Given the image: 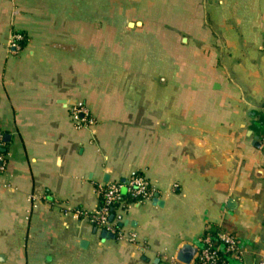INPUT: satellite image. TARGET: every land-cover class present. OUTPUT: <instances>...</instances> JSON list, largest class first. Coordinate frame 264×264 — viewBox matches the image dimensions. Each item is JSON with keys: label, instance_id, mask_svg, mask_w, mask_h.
Instances as JSON below:
<instances>
[{"label": "crops", "instance_id": "0c3cea01", "mask_svg": "<svg viewBox=\"0 0 264 264\" xmlns=\"http://www.w3.org/2000/svg\"><path fill=\"white\" fill-rule=\"evenodd\" d=\"M0 131V264H194L219 231L259 264L264 0H0ZM134 173L123 237L75 213Z\"/></svg>", "mask_w": 264, "mask_h": 264}, {"label": "built area", "instance_id": "2783aa9c", "mask_svg": "<svg viewBox=\"0 0 264 264\" xmlns=\"http://www.w3.org/2000/svg\"><path fill=\"white\" fill-rule=\"evenodd\" d=\"M23 35L14 33L12 43L16 46L23 40ZM73 119L78 126L94 124V118L89 115L87 108H74ZM0 131V144L3 142ZM264 147V134L261 138ZM7 155L0 149V173L7 168ZM100 205L95 210L78 209L76 214L89 221L99 230H107L115 236L123 237V223L130 208L137 201L151 199L154 189L150 180L141 173H134L126 180L99 181L95 186ZM243 245L239 237L228 231H219L214 235L206 234L204 245L197 254L194 264H230L227 256L242 260ZM259 264H264V256Z\"/></svg>", "mask_w": 264, "mask_h": 264}, {"label": "water", "instance_id": "95a60500", "mask_svg": "<svg viewBox=\"0 0 264 264\" xmlns=\"http://www.w3.org/2000/svg\"><path fill=\"white\" fill-rule=\"evenodd\" d=\"M8 137H9V134H6L5 138L7 139ZM234 204H235V200L234 199H230L229 200L230 208H232ZM102 236L105 237V238L106 237H115V234H113L111 232H108L107 230H103L102 231ZM186 249L193 250V252L191 253V256H190V258L188 260L184 259L183 256H182V252L185 251ZM195 252H196V250H194V248H192L191 245L186 244L178 257H179L180 260L189 262L193 258V255L195 254Z\"/></svg>", "mask_w": 264, "mask_h": 264}]
</instances>
